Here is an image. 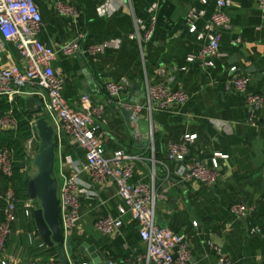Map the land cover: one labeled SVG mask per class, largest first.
I'll use <instances>...</instances> for the list:
<instances>
[{"label":"crops","instance_id":"0c3cea01","mask_svg":"<svg viewBox=\"0 0 264 264\" xmlns=\"http://www.w3.org/2000/svg\"><path fill=\"white\" fill-rule=\"evenodd\" d=\"M34 1L42 15L39 38L43 44L59 48L83 34L85 45L104 49L97 58L60 55L53 62L56 74L65 80L63 97L73 110H78L84 95L96 103L103 102L109 82L128 84L107 110L103 141L108 156L122 149L140 157L133 162L132 183L151 184L155 171L156 187L168 190L166 198L157 204L156 223L187 237L194 264H218L211 244L222 248L232 264H264V235L254 232L259 226L252 224L253 215L237 217L230 210L236 203L254 210L264 194V108L251 112L244 96L232 84L230 72L231 67H237L239 74L249 78L248 92L264 97V0H234L228 9L231 27L220 32L221 56L211 68L186 60L189 55L198 54L204 44L190 32L186 16L191 9L205 12L195 23L198 32H202L216 11L214 1L161 2L155 34L144 46V56L138 41L131 36L136 33V21L147 22L149 6L159 0ZM60 2L74 6L78 16L61 15L57 10ZM13 66L25 69L16 44L0 35V68ZM147 83L183 91L189 101L152 114L143 109L140 119L150 121V140L145 145V127L128 121L122 107L144 105ZM35 106L39 108L36 115L41 117L38 104L32 102L30 109L37 111ZM185 135H197L195 142L188 145V163L200 161L211 166L215 155L227 156L219 159L220 179L215 186L185 181L178 173L181 164L167 159L169 145L181 142ZM70 157L83 158L84 152L76 150L66 138L58 160L59 173L63 170L71 176L67 161ZM81 182L86 193L80 198V221L70 236L73 241L77 246L96 248L110 264H145L138 262L146 248L131 216L124 218L122 231L113 236H103L94 228L101 217H119L123 200L117 185L96 184L87 174L81 176ZM1 184L0 178V187ZM35 206L38 209L39 202L35 201ZM25 217L23 213L19 215L5 251V258L12 260L10 264H22L31 258L32 245L41 238L36 228L28 233L30 241H26ZM45 248L40 246V253ZM68 259L70 264L89 263L80 254ZM43 261V257L36 260Z\"/></svg>","mask_w":264,"mask_h":264},{"label":"built area","instance_id":"2783aa9c","mask_svg":"<svg viewBox=\"0 0 264 264\" xmlns=\"http://www.w3.org/2000/svg\"><path fill=\"white\" fill-rule=\"evenodd\" d=\"M159 0L148 8V20L136 21V33L131 36L137 40L140 53L144 56V46L150 43L155 34L158 23ZM203 3L214 1L216 11L211 15L202 32H198L196 21L204 16L205 12L191 9L186 16L190 32L197 34L204 42L198 54L189 55L187 62L195 61L205 68L214 66L215 59L221 56V30L231 27V18L228 9L234 0H201ZM57 10L61 15L77 17L78 10L67 3L60 2ZM42 31V15L34 0H0V35L8 42L16 44L25 69L18 66L0 68V96L7 97L12 103L16 97L23 95L38 97L45 106L46 118L54 128V140L57 143L56 175L59 180V210L60 225L64 242L70 238L80 221V198L86 193L82 187L81 176L87 174L96 184L113 182L117 185L118 194L123 203L119 207V217H101L94 228L103 236L119 234L124 225V218L129 215L137 223L141 241L146 253L138 257V262L145 264H194L187 237L173 232L168 228L160 227L156 223L157 204L163 201L167 189H158L155 185L156 172H153L152 183H132L134 161L140 157L130 155L119 149L110 156L107 155L103 137L107 125V110L115 105L122 93L128 87L126 82H109L105 85L106 98L96 103L90 96L84 95L80 99V107L73 110L63 97L65 80L58 76L53 68L58 56L74 57L83 54L89 58H97L103 53L100 45H85L86 37L79 34L74 40L59 48L48 47L39 38ZM238 43H241L239 40ZM185 70V68H183ZM233 73L232 84L236 91L244 96L247 107L252 113L264 108V97L258 93H249V78L238 73L237 67H231ZM36 91L29 93L28 91ZM145 104L128 106L133 112L132 123L143 109L150 114L155 111L167 110L175 105H184L189 101L187 93L172 90L163 84L146 85ZM36 110H39L35 106ZM36 121L31 122L32 135L26 142V153L29 158L37 154L40 139L36 129ZM20 123L13 110L0 116V133L17 132ZM69 138L76 148L84 152V157L67 159L72 168L71 176H66L63 170L58 172V160L62 157L64 139ZM197 135H185L179 143H171L168 148L167 159L181 164L179 175L185 181H197L206 186H215L220 179L219 159L227 156L215 155L212 165L200 161L188 163V145L195 142ZM33 155L29 152L33 151ZM32 156V157H31ZM155 162V160H154ZM155 164V163H154ZM164 164V163H163ZM62 166V164H61ZM62 169V168H61ZM0 176L7 180V187L1 196L4 201L2 210L3 220L0 222V264H10L12 260L5 258L6 246L14 234V224L19 216L20 200L17 196L14 177L13 150L0 143ZM61 179V182H60ZM35 201L29 200L22 206L26 217H31L36 209ZM231 212L237 217H249L254 210L245 204L236 203L231 206ZM197 226L196 223H194ZM255 233L261 234L259 227ZM218 255V264H232V261L223 253L222 248L211 244ZM39 264V263H34ZM52 264V263H48ZM82 264H90L84 262Z\"/></svg>","mask_w":264,"mask_h":264},{"label":"water","instance_id":"95a60500","mask_svg":"<svg viewBox=\"0 0 264 264\" xmlns=\"http://www.w3.org/2000/svg\"><path fill=\"white\" fill-rule=\"evenodd\" d=\"M26 99L38 104L42 111V116L36 121L40 145L32 162L37 173L32 176L28 184L30 200L40 204L33 215L42 241L48 248L57 251L61 264H70L68 258H73L76 254L82 255L90 264H110L94 247H89L87 244L77 246L71 237L64 242L59 218V180L56 175L57 143L54 140V128L45 116L44 104L33 97H26ZM122 110L128 121L132 122L133 112L125 107H122ZM135 123L145 127L143 134L147 136L145 145L148 144L150 121L141 120L139 116Z\"/></svg>","mask_w":264,"mask_h":264},{"label":"trees","instance_id":"16d2710c","mask_svg":"<svg viewBox=\"0 0 264 264\" xmlns=\"http://www.w3.org/2000/svg\"><path fill=\"white\" fill-rule=\"evenodd\" d=\"M32 101L27 100L24 97H16L12 103L9 102L7 97L0 96V116L8 113L13 110L16 118L18 119L20 126L17 132H4L0 135V143L3 145L9 146L14 153V166H15V189L17 196L20 200L19 212L18 216L23 213L25 216L24 210L22 206L25 202L30 200L29 192H28V184L31 180V176L29 175V169L32 167V160L26 155V152L23 148L22 142L25 143L31 138L32 128L31 122L34 119H38L39 117L36 115L39 110L34 111L30 109ZM31 164V165H30ZM2 184L0 187V222L3 220L2 210L4 208V201L1 196L4 194L7 187V180L0 176ZM34 213V211H33ZM33 213L31 215V219L27 220L25 217V232L27 233L26 241L29 240L28 233H32L35 231V223ZM252 224H258L261 229V233L264 235V194L261 196L260 200L257 203L256 208L254 209L253 216L251 217ZM14 228V227H13ZM38 235V234H37ZM11 241L9 240L6 246L9 248ZM34 245V246H33ZM32 245V253L31 258L25 260L22 264H34L37 263V258L43 257V263L39 264H48L47 262H51L52 264H61L59 260V256L55 249L48 248L41 238H38L37 242ZM40 246L45 248L44 252L40 253Z\"/></svg>","mask_w":264,"mask_h":264},{"label":"rangeland","instance_id":"374dc122","mask_svg":"<svg viewBox=\"0 0 264 264\" xmlns=\"http://www.w3.org/2000/svg\"><path fill=\"white\" fill-rule=\"evenodd\" d=\"M22 144H23V148H24V150H25V152H26V143L23 141L22 142ZM35 151V149H33V151H31V152H29V154H31V155H33V152ZM36 152V151H35ZM26 155H27V153H26ZM32 157V156H31ZM31 160H33V157L32 158H30ZM31 165V164H30ZM29 175L32 177V176H34L36 173H37V171H36V169H34L33 168V166L32 167H30V169H29ZM60 182H61V179H60ZM13 236V235H12Z\"/></svg>","mask_w":264,"mask_h":264}]
</instances>
